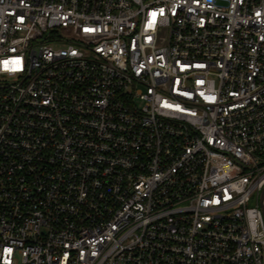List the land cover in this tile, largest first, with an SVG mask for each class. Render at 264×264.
I'll return each instance as SVG.
<instances>
[{
	"label": "built area",
	"instance_id": "built-area-1",
	"mask_svg": "<svg viewBox=\"0 0 264 264\" xmlns=\"http://www.w3.org/2000/svg\"><path fill=\"white\" fill-rule=\"evenodd\" d=\"M0 264H264V0H0Z\"/></svg>",
	"mask_w": 264,
	"mask_h": 264
},
{
	"label": "snow or ice",
	"instance_id": "snow-or-ice-1",
	"mask_svg": "<svg viewBox=\"0 0 264 264\" xmlns=\"http://www.w3.org/2000/svg\"><path fill=\"white\" fill-rule=\"evenodd\" d=\"M153 16H155V14H153Z\"/></svg>",
	"mask_w": 264,
	"mask_h": 264
}]
</instances>
